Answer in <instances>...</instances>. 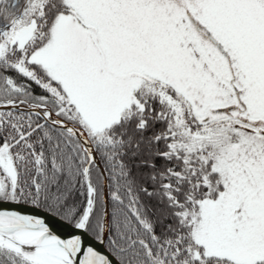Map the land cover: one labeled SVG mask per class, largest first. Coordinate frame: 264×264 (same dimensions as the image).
<instances>
[{"label": "snow or ice", "instance_id": "1", "mask_svg": "<svg viewBox=\"0 0 264 264\" xmlns=\"http://www.w3.org/2000/svg\"><path fill=\"white\" fill-rule=\"evenodd\" d=\"M0 264H264V0H0Z\"/></svg>", "mask_w": 264, "mask_h": 264}, {"label": "water", "instance_id": "2", "mask_svg": "<svg viewBox=\"0 0 264 264\" xmlns=\"http://www.w3.org/2000/svg\"><path fill=\"white\" fill-rule=\"evenodd\" d=\"M61 233H64L65 230L63 228L58 229Z\"/></svg>", "mask_w": 264, "mask_h": 264}]
</instances>
